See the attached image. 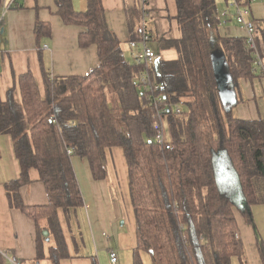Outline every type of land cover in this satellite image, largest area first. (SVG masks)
I'll return each mask as SVG.
<instances>
[{
  "label": "trees",
  "instance_id": "trees-1",
  "mask_svg": "<svg viewBox=\"0 0 264 264\" xmlns=\"http://www.w3.org/2000/svg\"><path fill=\"white\" fill-rule=\"evenodd\" d=\"M54 4L65 26L82 29L78 47H95L99 63L86 76L64 78L52 77L41 66V85L27 71L5 101L0 99V136L10 137L20 170L18 179L4 185L8 207L33 221L35 261L60 264L70 258L60 215L69 224L83 207L71 159L86 161L92 179L101 181L107 176L105 151L113 148L122 150L126 162L134 215L130 264H144L142 254H148L151 264L243 260L236 217L253 225L252 207L264 205V120L238 119L233 109L241 100L239 81L259 75L256 55L264 60V22L255 23V54L246 37L219 35L216 0H175L180 38L159 44L176 57L158 58L147 69L158 89L143 92L138 80L144 69L125 58L121 42L108 29L101 0H86L83 12H76L71 0ZM250 5L249 0L240 4L246 12ZM124 13L128 46L140 39L143 11L133 5ZM33 31L39 42L51 36V25L37 21ZM216 54L222 55L233 103L222 100L218 89ZM109 94L117 103L115 113ZM149 94L161 96L158 106L168 109L163 122L169 150L153 140L155 110ZM178 105L185 110L170 109ZM223 163L233 176L232 187L220 179ZM31 169L38 174L46 205L23 203L21 189L30 184ZM43 232L54 242L46 251ZM255 245L264 263V243L256 239ZM0 264H8L1 253ZM91 264H98L97 259L91 258Z\"/></svg>",
  "mask_w": 264,
  "mask_h": 264
},
{
  "label": "crops",
  "instance_id": "crops-1",
  "mask_svg": "<svg viewBox=\"0 0 264 264\" xmlns=\"http://www.w3.org/2000/svg\"><path fill=\"white\" fill-rule=\"evenodd\" d=\"M76 12L86 10V0H71ZM108 29L127 46L130 33L124 9L136 5L143 11L145 26L151 36L150 46L158 58L173 60L172 49H161L158 41L180 38L175 17V0H101ZM230 0H216L217 14L228 9ZM10 9L1 17L3 6ZM232 12V10H230ZM219 12V13H218ZM142 17V19H143ZM245 19L255 25L264 22V2L250 5ZM142 19L140 25L142 23ZM37 21L51 25V36L37 42L34 26ZM146 21H149V25ZM139 25V27H140ZM82 29L65 26L56 15L54 0H2L0 6V99L5 101L7 91L16 85L21 74L30 71L37 85H41V66L52 77L86 76L98 65L95 47H78L77 38ZM221 37H245L244 28L234 21L219 26ZM126 40V41H125ZM42 50V51H41ZM130 59V57H129ZM255 66L258 75L239 81L240 103L233 109L234 117L241 120H264V60ZM29 64V65H28ZM17 98L18 94L16 93ZM107 176L94 181L86 161L71 159L77 183L83 199V207L76 211L69 224L60 215L70 258L60 264H109L108 251L117 255V264H127L135 247V222L130 203L126 162L120 148L105 151ZM222 165V164H220ZM227 166L223 163L220 177L229 180ZM19 165L15 159L9 136H0V253L16 259L18 264H51L46 259L35 261L36 230L33 221L17 210L8 207L4 185L19 177ZM222 175V176H221ZM30 184L21 189L26 206L47 204L43 186L35 170L29 171ZM253 225L236 217L243 245V260L234 259L231 264H264L256 249V239L264 243V205L251 209ZM48 241L44 240L46 251ZM74 241V242H73ZM76 250V252H75ZM78 254L79 256H77ZM130 264V262H128Z\"/></svg>",
  "mask_w": 264,
  "mask_h": 264
},
{
  "label": "built area",
  "instance_id": "built-area-1",
  "mask_svg": "<svg viewBox=\"0 0 264 264\" xmlns=\"http://www.w3.org/2000/svg\"><path fill=\"white\" fill-rule=\"evenodd\" d=\"M240 1V2H237ZM244 0H230L228 9L216 14V20L220 24V26H225L229 21H234L237 25H240L245 30V37L247 38L248 46L251 50L254 51L256 54V47H255V41H254V28L255 25L252 21H248L245 19L246 11L241 8L240 4ZM251 4L255 2H264V0H249ZM10 5L3 6L1 17L10 9ZM232 10V12L230 11ZM140 39L138 41H130L128 43V47L131 51V59L136 64L139 65L144 69V72L139 76V85L140 89L143 92H154L157 91L158 87L153 86L150 81V76L147 72V69L152 67L155 62L158 60L157 54L154 52V50L151 48V36L147 31V28L145 26V18L143 17L142 23L140 25ZM257 65H261V60L256 55ZM149 98L154 110V124H153V140L155 143L159 146L161 150H169L170 145L168 143V138L165 133V123L163 122V118L165 116V113L168 112V109L166 107L161 108L158 106L157 102H162L161 96H153L149 94ZM173 111L177 112L178 108L172 107L170 108ZM68 154H71L70 151H68ZM3 256L7 259L8 264H18L16 259L12 257H8L7 255ZM108 261L109 264H117V255L113 250L108 251Z\"/></svg>",
  "mask_w": 264,
  "mask_h": 264
},
{
  "label": "water",
  "instance_id": "water-1",
  "mask_svg": "<svg viewBox=\"0 0 264 264\" xmlns=\"http://www.w3.org/2000/svg\"><path fill=\"white\" fill-rule=\"evenodd\" d=\"M214 59V68H215V72L217 75V78L219 80V90L220 93L222 95V100H225L227 102H234V94L229 93L226 90V78L222 73V55L221 54H216L213 57ZM43 237L45 238V241H48V233L47 232H43Z\"/></svg>",
  "mask_w": 264,
  "mask_h": 264
},
{
  "label": "rangeland",
  "instance_id": "rangeland-1",
  "mask_svg": "<svg viewBox=\"0 0 264 264\" xmlns=\"http://www.w3.org/2000/svg\"><path fill=\"white\" fill-rule=\"evenodd\" d=\"M217 13V12H216ZM219 13V12H218ZM147 23H148V25H149V21H146ZM126 48H125V45H123V51H124V56H125V58L128 60L129 59V55L127 54V50H125ZM174 51V50H173ZM174 53H175V51H174ZM108 103H109V107L111 108V110H112V112L113 113H115L116 111H117V103H116V100H115V98H114V96H112L111 94H109L108 95ZM180 106V107H179ZM177 108L179 109V110H185V106L184 105H178L177 106ZM221 166H223V165H221ZM227 172V174H228V176L230 177V179L228 180H226L227 181V183H228V186L229 187H232V185H231V183L233 182V176H232V174H231V172L229 171V170H227L226 171ZM223 172H221L220 171V174H222ZM222 176V175H221ZM220 179H222V177H220ZM43 234V233H42ZM43 236V235H42ZM44 240H45V238H44ZM48 246L50 247V246H54V242L53 241H51L49 244H48ZM48 248V247H47ZM130 257H131V254H130ZM142 259H143V261H144V264H151V261H150V258H149V256H148V254H142ZM125 260H127V264H128V262H130V261H128V258H127V256H126V258H125Z\"/></svg>",
  "mask_w": 264,
  "mask_h": 264
},
{
  "label": "bare ground",
  "instance_id": "bare-ground-1",
  "mask_svg": "<svg viewBox=\"0 0 264 264\" xmlns=\"http://www.w3.org/2000/svg\"><path fill=\"white\" fill-rule=\"evenodd\" d=\"M50 35V34H49ZM140 36V35H139ZM162 40V39H161ZM38 41V40H37ZM126 41V40H125ZM117 42V41H116ZM160 42V41H158ZM220 43V42H219ZM95 45V44H94ZM163 48V47H162ZM172 48V47H171ZM175 49V48H174ZM167 50V49H165ZM42 51V50H41ZM97 54V53H96ZM176 54V53H175ZM104 58V57H103ZM261 59V58H260ZM158 63V62H157ZM29 65V64H28ZM139 66V65H138ZM158 69V68H157ZM141 72V70H139ZM144 71V70H143ZM63 77V76H62ZM66 77V76H65ZM64 78V77H63ZM61 79V78H60ZM153 79V78H152ZM155 81V79H154ZM216 81V80H215ZM156 82V81H155ZM157 84V83H156ZM217 84V83H216ZM13 87V86H12ZM43 87V86H42ZM44 88V87H43ZM219 89V88H218ZM234 90V89H233ZM220 91V90H219ZM12 94V93H11ZM171 95V94H170ZM170 98V97H169ZM16 105V104H15ZM22 105V104H21ZM164 106V105H163ZM180 107V106H179ZM145 109V108H144ZM180 109V108H179ZM187 109V108H186ZM186 113V112H185ZM232 114V113H231ZM170 124V123H169ZM57 129V128H56ZM224 157V156H223ZM235 191V190H234ZM243 202V201H242Z\"/></svg>",
  "mask_w": 264,
  "mask_h": 264
}]
</instances>
